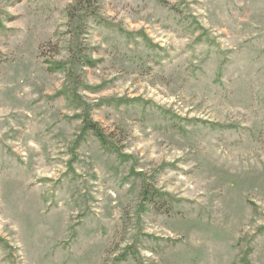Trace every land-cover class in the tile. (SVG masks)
Returning a JSON list of instances; mask_svg holds the SVG:
<instances>
[{
  "label": "rangeland",
  "instance_id": "374dc122",
  "mask_svg": "<svg viewBox=\"0 0 264 264\" xmlns=\"http://www.w3.org/2000/svg\"><path fill=\"white\" fill-rule=\"evenodd\" d=\"M0 264H264V0H0Z\"/></svg>",
  "mask_w": 264,
  "mask_h": 264
}]
</instances>
